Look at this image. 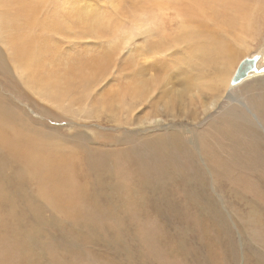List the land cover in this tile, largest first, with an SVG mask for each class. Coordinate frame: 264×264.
<instances>
[{"label": "rangeland", "instance_id": "rangeland-1", "mask_svg": "<svg viewBox=\"0 0 264 264\" xmlns=\"http://www.w3.org/2000/svg\"><path fill=\"white\" fill-rule=\"evenodd\" d=\"M25 1L37 8L36 18L29 26L25 25L23 18L18 20V24L23 33L45 45L46 52L41 56L44 65L41 69L23 68L14 56L11 44L13 31L6 29L0 32V94L8 98L0 100V106L19 108L32 122L33 130L27 131L29 138L24 137L20 144L32 147L30 141L37 142L38 149L35 151L46 160L40 169L39 178L48 186L45 191L47 203L40 202L38 208L36 205L32 208L28 205L21 207L12 221L20 229L19 234L5 228L7 219L5 223L0 219V236L10 235L8 239L13 241L14 251L25 252L31 264H40L39 256L46 260L57 254H65L70 242L80 244V249L88 253L82 258L95 264H148L152 253L146 248L140 223L118 200L119 194L113 192L116 180L106 175L102 177L103 183H106V186L103 185L104 194L99 187H95V176L88 171V159L92 157L90 153H99L105 158L107 156L110 162L114 160L115 164L117 154L133 150L130 141H121L127 134L140 133L145 137L155 134L153 132L159 128L171 130L184 127L178 132L179 139L184 148L194 154L199 165L198 171H190L186 166L178 174L164 170L150 176L147 183L152 189L150 191L142 187L140 202L146 206L159 204L161 199H165L163 195L158 197L159 193L168 194L169 199L165 200L178 199L188 207V211H199L198 222L184 227L173 238L174 243L187 250L186 257H183L184 251L177 257L185 259L187 264L208 263L206 258L202 261L203 255L200 256L204 249L206 253V242L216 253L225 246L230 247V257L226 255V258H222V264L226 263L225 259L233 257L231 264H264L263 258H249L247 255V249L250 254L252 249L262 250L264 247V231H254L249 223L254 210L261 209L259 216H264V200L254 189L259 175L239 170L236 172L243 174L240 185H235L232 179L226 182L213 181L216 178L206 165L202 148L204 138H207V142L219 149L210 137L209 130L204 132L231 105L243 110L254 122L255 127H251L247 135L252 130L260 133V139L254 133L253 140L258 142L256 146L264 143V123L258 115L248 112L251 107L247 98L244 100L246 107L240 103L245 97L242 91L245 85L239 86L230 95L234 99L225 98L228 91L215 80V73L223 67L220 62L216 65L204 63L199 68L192 65L191 58L196 54L195 48L202 43V39L189 38L190 28L185 30L181 27L183 20L177 0ZM261 1L264 3V0ZM21 6L13 3L11 7L0 10L14 13ZM201 25L203 33L215 31V35L230 41L237 53L244 49L241 47L243 42L235 39L236 32L231 31L226 35L213 21ZM262 29L258 36L246 39L252 49L248 54H243L244 57L240 56L242 58L235 62L236 67L245 57L264 47V27ZM152 56L166 63L167 73L171 76L175 90L173 95L180 102L176 106L181 115L177 123L171 122L173 119L165 115H149V109L144 110L142 105L135 111L128 108L135 106L128 96L142 89L143 82L150 81L153 74L155 78L160 76L159 71L148 70L156 61H145V58ZM101 60H106L103 70L95 72ZM55 79H60V82ZM45 80H55L57 87L70 84L71 93L64 94L58 89L61 98H45L39 93ZM162 89L163 86H157L148 100L156 103V99L162 98ZM256 93L254 91L251 95L259 96ZM204 102L211 104L207 111L202 108ZM8 119L15 120L11 117ZM14 122L19 123L16 120ZM5 135L8 137L12 133L5 131ZM3 145L2 142L0 163H9ZM228 146L221 143L223 153L228 152ZM71 165L77 167L76 175L80 182H84L89 191L97 193L100 200L105 201L106 196H109L110 199L105 201L104 214L96 213L94 202L75 201L53 188L52 184H59V180L64 181L69 177L68 168ZM254 169L258 171V167ZM3 171L9 176L14 167L9 163ZM199 172L202 177H198ZM157 176L162 178L160 182L154 181ZM139 184L136 182L134 185ZM29 190L37 193L34 183L29 186ZM202 196L215 207L211 218L208 213L209 221H213L211 225L205 219L209 207L201 200ZM216 211L223 216L216 218ZM165 212L168 214L164 221L178 219L170 211ZM201 225L209 227V231L203 233L199 229ZM34 228H38L41 235L36 243H31L26 237ZM175 230L169 231L173 233ZM206 233L210 237H206ZM214 237L221 239L219 245L212 241ZM2 250L10 253L6 247ZM261 252L264 253L263 250ZM70 258L71 255H64V263L67 264ZM86 259L82 261L87 262Z\"/></svg>", "mask_w": 264, "mask_h": 264}, {"label": "bare ground", "instance_id": "bare-ground-1", "mask_svg": "<svg viewBox=\"0 0 264 264\" xmlns=\"http://www.w3.org/2000/svg\"><path fill=\"white\" fill-rule=\"evenodd\" d=\"M177 2L179 13L183 20L181 27L185 28V30L190 28L191 34L189 38L202 39V43L198 44L195 48L196 54L191 58L192 65L199 68L200 65H204V63L216 65L220 62L223 67L220 68L217 74L215 73V80L223 89L226 88L228 91L225 98L229 100L234 99L231 98L230 95L235 93L234 91L236 88L245 85L242 89L243 93H245V97H243L240 103L246 107L247 105L244 100L247 98L251 107L248 112L258 115V118L264 123V75L253 76L243 81L239 86L229 89L230 78L236 67L235 62L239 61L252 49L246 39L258 36L263 30L264 3L261 0H177ZM13 3L22 4V6L16 9L14 13L10 10H0V32L6 29H11L13 31L11 44L14 50V56L23 68L41 69L44 65L41 56L46 52L45 45L37 43L31 35L29 36L23 33L18 24V20L23 18L25 25L29 26L36 18L37 8L27 3L25 0H0V8L11 7ZM207 21L216 23L221 32L223 31L226 35L231 33V31L236 32L235 39L243 42V44H241V47L244 48L242 52L237 53L231 46L230 41H227L219 35H215V31L203 33L200 27L202 26L201 24H205ZM241 55L243 56L240 57ZM156 57L157 56L145 58V61L149 59L155 60ZM155 61V63L150 65L148 70L159 71L160 76L155 78L153 74L150 81L143 82L142 89L131 93L128 97L134 102L135 106L128 108H130V111H135V109L142 105L144 106V110L146 108L149 109V115H165L167 118L173 119L171 122L177 123L176 120L181 115L176 110V106L177 104L179 105L180 102H178L179 100L173 95L175 90H173L171 76L167 73L166 63H163L162 59ZM105 63L106 60L99 61L94 71H102ZM263 65L264 52L258 67H262ZM140 74L143 73L140 72ZM55 80L60 82V79ZM55 80L49 82L45 80L44 86L41 87L42 90L39 91V93L43 94L45 98L53 96L55 99L62 97L59 90L64 94L71 93L70 84L64 87L61 84V86L57 87L58 85ZM160 83L162 85H159ZM157 86H163L164 89H162V95L160 96L162 98L156 99L155 103L149 101L148 98L149 96L152 97ZM254 91H257L256 94H259V96H252L251 93ZM7 99V97L0 94V100ZM216 101L213 102L216 103ZM210 105L211 104L204 102L202 108L204 107V111H207ZM8 117L15 119L20 124L14 122L15 120L10 121ZM140 123L141 121H139V124ZM31 125L32 122L24 115L23 110L19 108L16 110L12 107L3 108L0 106V138L2 139L0 144H2V142L4 143L2 148L7 151V161L14 167L13 173L6 176L3 170L9 163H0V219L3 220L4 223L7 219L8 223L5 224V228L7 230H13L16 234L20 233V229L13 225L12 221L19 213L21 207L24 205H28L31 208L33 205L37 207L42 201H45V204L47 203L45 200V191L48 186L47 183L39 178L40 169L46 163V160L35 151L38 149L37 142L31 140L32 147H26L20 144L24 137L26 139L29 138L27 131L29 129L33 130ZM251 127H255V124L251 121L250 117L243 110L231 105L218 117V120L213 122L204 132L206 133L209 130L210 137L217 143L219 149L212 143L207 142V138H204L202 148L204 150L206 165L211 175L216 178L213 179V181L218 180L219 182H226L232 179L235 185H240L243 180V174H239L236 171L248 170L247 173H257L259 175V180L254 189L264 200V190H262L264 187V150L261 151V148H264V143L261 142L256 146L258 142L253 139L255 138L254 133H256L258 137L260 136L257 130H255V132L252 130L247 135V131ZM182 129L185 128L180 127L171 130L159 128L153 132L155 134H150L145 137H142L143 135L140 133L136 135L127 134L125 137H122L121 141L125 143L130 141L133 150L128 153L117 154L115 164L114 160L111 159L110 162L107 156L105 158L103 154L101 155L99 153L94 155L90 153L92 157L88 159V171L95 176V187H99V189L103 191V185L106 186V183L102 181L104 175L116 180V183L112 187L113 192L116 195L119 194L118 200L126 206V209L133 215L134 219L140 223L143 237L146 240V248L152 253L151 260L148 264H187L185 259L177 258L178 255H182L183 251V257H186L188 253L187 250L179 244L174 243L173 238L184 227L195 225L200 217L197 209H195V211H188V207L181 204L178 199L165 200L169 199L168 194L159 193L158 197H162L163 195V198H165L161 199L162 202L159 204L152 203L146 206L140 202L139 194H141L142 187L150 191L152 189L150 184L148 185L147 183L150 176L156 175L158 172L164 170L178 174L180 171L183 172V168L186 166L191 169L190 171H198L199 165L195 161L194 154L184 148L183 144L180 142L178 132ZM5 131L11 132L12 135L6 137ZM73 132L76 133V131ZM221 143L229 145L227 153L222 152ZM38 159L40 161H38ZM255 167H258V171L254 169ZM68 170L70 172L69 177L64 181L63 179L59 180V182H61L59 184H52L53 188L61 192L62 195L67 194L75 201L82 200L88 203L94 202L96 213L99 215L104 214L106 212L105 201L110 199L109 196H106V194L105 201L100 200L99 197H97V193L89 191L84 182H80L76 175V166L71 165ZM231 176H233V178H230ZM198 177H202L201 172L198 173ZM161 180L162 178L157 176L154 181L160 182ZM136 182H140V184L134 185ZM32 183L35 184L37 193L30 192L29 186L32 185ZM161 190L163 191V187H161ZM103 193L105 194L106 191H103ZM201 200L209 207L205 219L206 222L211 225L213 221L210 222L209 220L212 217V212L215 210V207L203 196ZM2 210H4L3 213H1ZM165 210L167 212L170 211L169 213L172 216L178 217V219L176 221L165 219L166 221H164L165 216L168 214ZM260 210L253 211V218L249 222L254 231H264V216H259ZM208 213L210 214V218H208ZM34 214L35 213H33V215ZM220 216L223 215H220V213L216 211V218ZM38 217L40 223L41 216L39 215ZM193 222H195V224H193ZM0 227H2L1 223ZM208 228L209 227L201 225L199 229L204 233L207 232ZM169 230L175 231L170 233ZM40 235V230L34 228L27 234L28 237H26V240L31 243H36ZM9 237L10 235L0 236V239H2L0 241V264H31L29 258L25 256V252L16 253L14 251L13 241L9 240ZM206 237L210 236L207 234ZM212 241L217 245L221 243L219 237H214ZM3 247H6L10 253H4L2 250ZM48 247L50 246L48 245ZM204 247H206V253L203 248V253L198 255H203L204 259H202V261H205L206 258L207 264H222V258H226V255L230 257L231 254L229 246H225L219 253H216L213 247L207 242ZM262 250L264 251V247ZM262 250L261 248H254L250 251V254H248L249 249H247V255L249 258L252 256H259L264 259V253L261 252ZM83 251H85V249H80V244H72L70 242L69 248L64 251L66 252L65 254H57L46 260H42L39 256V260L41 261L40 264H65L63 261L64 255H71L70 261L67 264H95L86 258H82V255H88V253H86L87 251ZM233 258L225 259V264H231ZM82 259H86L87 262H83L84 260L82 261ZM196 264L201 263L197 262Z\"/></svg>", "mask_w": 264, "mask_h": 264}, {"label": "water", "instance_id": "water-1", "mask_svg": "<svg viewBox=\"0 0 264 264\" xmlns=\"http://www.w3.org/2000/svg\"><path fill=\"white\" fill-rule=\"evenodd\" d=\"M264 49L260 48L256 53L245 57L237 66L234 71L230 83L229 89L239 86L243 81L256 76L264 75V65L258 67L259 62L261 61V56H263Z\"/></svg>", "mask_w": 264, "mask_h": 264}]
</instances>
